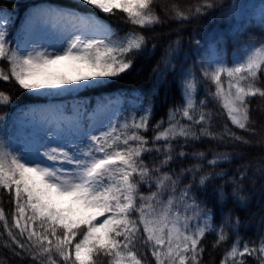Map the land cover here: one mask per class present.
<instances>
[{
    "label": "snow or ice",
    "instance_id": "6c2138e0",
    "mask_svg": "<svg viewBox=\"0 0 264 264\" xmlns=\"http://www.w3.org/2000/svg\"><path fill=\"white\" fill-rule=\"evenodd\" d=\"M222 2L198 0L185 10L173 5L169 15L167 4L160 0H81L106 16L123 13L125 23L141 30L168 20L183 23L198 18ZM232 6L242 7L240 0H232ZM260 24L264 27V5ZM49 26L68 33L66 45L62 42L51 51L35 42L21 45L13 37L9 10L0 9V61L7 63V70L0 66V81H14L17 90L29 92L87 86L130 70L135 55L149 41L143 31L121 36L95 14L43 8L26 21L29 32ZM174 43L177 47L170 44L153 69L158 77L166 79L176 70L172 53L178 51L179 41ZM247 49L231 64L217 60L202 65L200 71L215 85V92L209 90L208 95L219 102L231 125L255 134L250 113L252 98L264 100V38L259 45L249 43ZM61 64L71 74L53 70ZM180 87L182 103L152 125L150 138L142 133L149 131L151 103L138 118L119 125L109 122L99 134L81 131L78 118L57 119L48 129L50 140L33 151L14 147L0 129L4 133L0 134V189L15 202L11 221L0 207V240L5 241L0 249L10 254L0 256V264H10L12 258L19 264H146L147 258L135 250L138 242L150 249L154 264H203L206 235H215L212 247L216 248L229 240L230 233L236 238L220 264H248L245 257L264 264V236L258 245L244 241L241 248L240 217L226 209L229 202L235 206L251 202L245 182L254 186L256 176L264 179V157L260 162L244 161L229 174L222 163L243 157L239 149L254 142L227 124L213 130L214 114L205 111L206 100H196L198 82L192 71L181 73ZM12 99L11 92L0 88V106H8ZM3 119L0 116V123ZM73 130L79 133L78 142L62 138L65 131ZM203 140L217 147L197 148ZM255 143L264 146V134ZM220 145H231L232 151H219ZM177 161L179 168L173 167ZM209 189L221 206L219 223L207 200L198 199L199 192Z\"/></svg>",
    "mask_w": 264,
    "mask_h": 264
},
{
    "label": "trees",
    "instance_id": "16d2710c",
    "mask_svg": "<svg viewBox=\"0 0 264 264\" xmlns=\"http://www.w3.org/2000/svg\"><path fill=\"white\" fill-rule=\"evenodd\" d=\"M39 2L57 3L80 11L92 12L121 36L126 32L136 30L143 31L149 37L146 49L135 55L134 63L130 70L118 77L94 82L79 92H70L66 96L69 98L62 102L63 110L69 114L76 112L78 119L81 118L84 124L90 118L86 113L93 111L94 117L99 115L106 123V128L103 130L90 131L89 128L83 127L81 131H88L89 135L99 134L100 131L107 130L109 122L117 125L122 124L125 120L131 122L133 116L138 118L141 109L151 103L152 114L149 131L142 133L150 138L153 134L152 125L161 118H166L170 108L182 103L181 73L184 70H189L194 73L198 82L196 100H206L205 111H210L214 114L213 130L222 129L227 124L232 131L254 142L251 146L239 149L245 153L243 157L238 156L231 163H222L221 167L227 168L229 174H232L237 166L244 161L260 162L261 158L264 157V146L255 143L264 134V108L258 107V105L264 104V100L259 97L252 98L250 115L255 121L253 127L256 129V133L251 134L237 129L231 125L219 102L208 95L209 90L215 92V85L210 81L204 80L200 71L201 66L204 65L201 60L200 50L208 41L215 40L218 44L225 46V52L230 54L234 49L236 50L248 42L259 41L264 38V29L258 22H250L239 27L240 21L233 13L232 0H223L220 6L209 10L198 18H193L183 23L168 20V17L161 11L159 14L168 22L156 25L153 29L143 30L125 23L123 13L118 12L114 16H106L89 6L83 5L81 0H0V9L9 10V14L12 16L11 30L14 39L22 40L20 26L23 24L27 9ZM197 2L198 0H160V3L167 4L169 15L172 14L173 5H176L180 10H185L188 6L195 5ZM176 41H179L178 51L172 53V63L175 64L176 70L169 73L166 79L158 77L153 73V69L161 62L170 44L173 48L177 47L174 43ZM0 66L7 70L6 62L0 61ZM161 68H163V64H161ZM262 80H264V77H262ZM0 88L11 92L13 95L11 104L6 107L0 106V116L4 117L3 122L0 123V129L6 132V138L12 141L14 147L23 148L21 119L24 117L25 110L28 109L30 104H39L50 100L36 92L17 90L14 81H0ZM71 102L79 105L75 111L70 109ZM101 107H104V109L100 110ZM0 134L4 133L0 132ZM71 138L78 142L79 133L76 131L72 132ZM209 146L217 147L215 142L209 140H203L196 145L201 150ZM218 150L231 152L232 146L220 145ZM152 155L154 156L155 153ZM148 159L146 155L145 160L148 161ZM189 162L183 161L184 164ZM180 166V161L173 165L175 168ZM249 176H253L251 171ZM255 178L256 184L254 186L250 181L245 182V190L251 195V202L247 206H235L231 202L226 206V209H233L234 215L240 217L238 232L241 248L244 241H248L249 246H252L253 242L258 245L259 237L264 236V179L259 176ZM141 190L146 192L147 188L142 186ZM198 199L207 200L208 206L215 213L216 222L219 223L221 206L216 204L211 190L199 192ZM0 207L4 209L6 217L11 221V214L15 211V202L8 192L2 189H0ZM2 226L3 222H0V229H2ZM235 238V235L230 233V238L226 243L213 248L212 245L216 237L213 234H207L202 242L205 247L203 264H220L226 249L230 248ZM4 242V240H0V244ZM135 250L138 254L147 258L146 264H154L150 249L138 242ZM9 255L6 249H0V256L9 257ZM245 259L248 264H256L252 257H245ZM10 264H19V262L12 258Z\"/></svg>",
    "mask_w": 264,
    "mask_h": 264
},
{
    "label": "rangeland",
    "instance_id": "374dc122",
    "mask_svg": "<svg viewBox=\"0 0 264 264\" xmlns=\"http://www.w3.org/2000/svg\"><path fill=\"white\" fill-rule=\"evenodd\" d=\"M240 4L242 7L239 9L233 7V13L238 21H240L239 27H242L250 22H258L260 24L261 5H264V0H240ZM43 8H57L64 11L75 12L82 16L93 14L90 12L78 11L66 6H60L46 2L31 6L27 11L25 21L21 27L23 35L22 40L20 41L21 45H24L26 41L35 42V44L39 45L41 48L47 47L50 51L53 50L52 46L60 47L62 42L66 45L67 41L65 40V37L68 35V33L58 29H53L50 26L34 32L27 31L26 21L28 17ZM96 17L99 18L98 16ZM262 28L264 29V27ZM261 42L262 38L259 41L248 42L246 45H243L236 50L234 49L232 53L227 54L225 52V46L218 44L215 40H210L205 45H203L200 50L201 60L204 63L203 66L207 67L209 64H214L217 60H224L231 64L234 58L243 55L248 50L247 45L249 43H255L259 45ZM53 70L71 74L69 69H67L63 64L56 66ZM93 83L94 82L90 83L89 85ZM87 86H78L73 84L63 88H45L39 92H36L42 97L48 98L50 101H44L40 104H31V106L24 112V117L21 119V135L22 147L25 151H33L40 143H47L50 140L48 129L55 127V120L64 117L78 118L76 112L68 114V112L63 110L62 102L69 98L66 96H68L70 92H79ZM78 107L79 105L77 103L71 102L70 109L72 111H75ZM103 109L104 107L100 108V110ZM86 115L90 117L86 124L83 123L84 121L81 118L78 119L80 129L84 127L89 128L90 131H95L106 128V123L104 122L103 118H101L99 115L94 117L93 111L86 113ZM72 132H75V130ZM72 132L69 134L67 131H65L62 138L64 140H72ZM42 151L43 149H41V152Z\"/></svg>",
    "mask_w": 264,
    "mask_h": 264
}]
</instances>
